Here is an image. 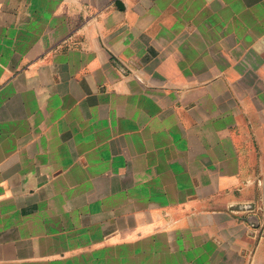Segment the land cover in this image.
I'll list each match as a JSON object with an SVG mask.
<instances>
[{
  "label": "crops",
  "instance_id": "crops-1",
  "mask_svg": "<svg viewBox=\"0 0 264 264\" xmlns=\"http://www.w3.org/2000/svg\"><path fill=\"white\" fill-rule=\"evenodd\" d=\"M0 0V264H264V0Z\"/></svg>",
  "mask_w": 264,
  "mask_h": 264
},
{
  "label": "water",
  "instance_id": "water-1",
  "mask_svg": "<svg viewBox=\"0 0 264 264\" xmlns=\"http://www.w3.org/2000/svg\"><path fill=\"white\" fill-rule=\"evenodd\" d=\"M115 4H116V6H118V8L122 9V6L120 5L119 0H116V1H115Z\"/></svg>",
  "mask_w": 264,
  "mask_h": 264
}]
</instances>
